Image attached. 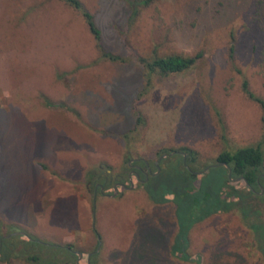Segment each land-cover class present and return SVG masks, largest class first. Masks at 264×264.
Returning <instances> with one entry per match:
<instances>
[{"label": "rangeland", "instance_id": "374dc122", "mask_svg": "<svg viewBox=\"0 0 264 264\" xmlns=\"http://www.w3.org/2000/svg\"><path fill=\"white\" fill-rule=\"evenodd\" d=\"M80 1L105 51L125 62L101 60L82 15L63 2L0 0V220L12 226L3 233L73 245L80 264L94 255L93 264H196L171 255L173 204H153L135 184L115 197L114 185L104 189L110 197L95 193L96 179L129 177L127 153L157 164L162 149L187 146L215 161L226 146L207 93L225 106L231 146L262 140V109L243 89L247 81L264 99V33L253 20L259 0H161L135 23L121 0ZM155 48L204 51L205 59L154 77L141 95L139 56ZM137 113L147 124L130 147L123 135ZM252 241L238 214L216 215L193 227L187 252L201 264H264Z\"/></svg>", "mask_w": 264, "mask_h": 264}, {"label": "trees", "instance_id": "16d2710c", "mask_svg": "<svg viewBox=\"0 0 264 264\" xmlns=\"http://www.w3.org/2000/svg\"><path fill=\"white\" fill-rule=\"evenodd\" d=\"M58 1L70 6L82 15L95 40L101 60L111 63L125 62L124 58L105 51L102 45V34L96 24L95 16L80 0ZM121 1L129 10L130 23H135L142 16L144 10L153 8L161 0ZM253 20L260 32L264 33V0L257 2ZM234 42L233 37L229 51L231 61L235 59ZM262 47L260 60L264 74V43ZM158 50L155 48L150 54L139 56L142 76L145 80L141 95L148 93L154 77L164 79L187 72L205 59L204 51H199L195 55H161ZM243 89L247 97L261 107L264 127V99L250 90L247 81L244 82ZM213 92L215 91L211 90V93ZM203 98L209 105L226 148L213 162L203 161L199 151L191 147L162 149L158 152L157 161L166 154L173 155L162 160L158 166H156V162L148 161L152 173L156 174L158 168H160V172L156 175L150 174L146 183L143 182L146 176L139 173L140 179L133 177V184L136 188L143 189L153 204L166 205L171 203L175 206L177 232L171 248L173 258L182 262L201 264V256L193 259L187 252L190 245V232L193 227L216 215L238 214L244 226L252 234L251 247L259 253L264 262V136L258 144L253 146H231L228 140L229 132L223 102L217 95L216 98H213L210 93L204 94ZM146 124L145 117L137 113L134 129L123 135V139L130 147L134 143V139L143 132ZM126 157L132 160L129 153ZM185 157L189 169L184 164ZM136 163L147 169L146 162ZM211 165L218 166L210 168L203 174H198ZM230 169L231 177H229ZM125 170L131 171L128 162ZM110 178L109 176L108 179ZM238 179L240 180L236 181ZM122 182L131 186L129 177ZM113 185L114 183L110 182L105 187L110 188ZM121 189L119 188L118 191ZM6 227L12 228L0 220L1 264H78V255L73 245L50 244L27 232L24 235H14L7 238L15 231L3 233ZM96 257L97 255L91 257L90 264L94 263Z\"/></svg>", "mask_w": 264, "mask_h": 264}, {"label": "flooded vegetation", "instance_id": "af4514ba", "mask_svg": "<svg viewBox=\"0 0 264 264\" xmlns=\"http://www.w3.org/2000/svg\"><path fill=\"white\" fill-rule=\"evenodd\" d=\"M135 161V164L134 165H131V162ZM136 162H146V165L148 163L147 160L145 159H132L130 160L129 162V166L131 167V171L129 173V179L131 181V185L133 184V181H132V178L133 177H137L138 179H140V174H143L146 176V179L143 181H148L147 180V175H148V178H149V175H153L154 173H152V169L150 168L149 166V163L147 165V169H145L143 166L137 164ZM157 166V164H156ZM140 173V174H139ZM97 183H96V186H95V193L99 190L100 193L104 194V189L106 188L105 186L108 185L110 182L111 183H114V188L118 185V189L119 188H122V189H127V188H130L128 187L126 184H124V182L121 181V179H119L118 177H114V176H111L110 179H108L107 176H100L96 179ZM101 181V182H100ZM108 183L105 185V183ZM133 188V187H132ZM105 196H111L110 194H104Z\"/></svg>", "mask_w": 264, "mask_h": 264}, {"label": "water", "instance_id": "95a60500", "mask_svg": "<svg viewBox=\"0 0 264 264\" xmlns=\"http://www.w3.org/2000/svg\"><path fill=\"white\" fill-rule=\"evenodd\" d=\"M172 155H173V154H166V155L162 156V157L157 161V166L159 165V163H160L162 160H164V159H166V158H168V157H171ZM184 164L187 166V163H186V157L184 158ZM147 165H148V163H147ZM220 165H223V164H220ZM220 165H219V166H220ZM216 166H218V165H211V166L207 167L204 171L199 172L198 174H203V173L207 172L208 170H210V168H212V167H216ZM187 168L189 169L188 166H187ZM159 172H160V168H158V172H157V173H159ZM157 173H156V174H157ZM156 174H153V175H156ZM231 174H232V172H231V169H230V170H229V177H231ZM147 180H148V175H147ZM239 180H240V179H238V180H236V181H239ZM117 193H118V185L114 188V193H113L112 197H115V196L117 195ZM262 193H263V190H262ZM94 221H95V211H94ZM93 227H95V224L93 225ZM20 234H23V233L16 232V233H13V234H11V235H8L7 238H9V237H11V236H14V235H20ZM98 238H99V236H98ZM1 242H2V241H1ZM77 255H78V264H80V260L82 259L83 254L77 252Z\"/></svg>", "mask_w": 264, "mask_h": 264}]
</instances>
